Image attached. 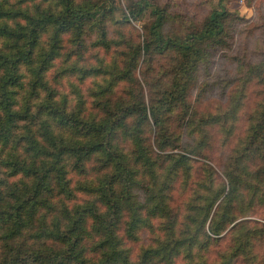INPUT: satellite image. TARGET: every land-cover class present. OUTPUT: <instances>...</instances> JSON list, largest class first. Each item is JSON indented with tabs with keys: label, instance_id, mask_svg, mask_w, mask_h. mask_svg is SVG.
<instances>
[{
	"label": "trees",
	"instance_id": "16d2710c",
	"mask_svg": "<svg viewBox=\"0 0 264 264\" xmlns=\"http://www.w3.org/2000/svg\"><path fill=\"white\" fill-rule=\"evenodd\" d=\"M133 5V19L147 9L154 17L147 51L174 50L189 65L202 58L203 44L223 42L226 8L172 38L162 32L163 9L146 0ZM112 11L94 0H0V264L253 263L252 239L264 223L244 218L221 234L239 217L264 212V95L246 135L226 156L223 179L206 165L183 213L173 212L171 182L182 176L188 188L192 160L165 154L168 165L160 169L147 133L161 151L182 145L199 156L208 128L228 124L240 102L200 112L186 123L191 143L182 142L165 123L184 100L186 70L145 103L130 59L116 51ZM90 48L101 52L87 56ZM248 67L264 84V60ZM62 76L75 80L67 90L59 87ZM118 86L123 95L113 98ZM255 161L262 166L252 167ZM146 226L153 238L132 255L129 243ZM226 237L223 250H211Z\"/></svg>",
	"mask_w": 264,
	"mask_h": 264
},
{
	"label": "rangeland",
	"instance_id": "374dc122",
	"mask_svg": "<svg viewBox=\"0 0 264 264\" xmlns=\"http://www.w3.org/2000/svg\"><path fill=\"white\" fill-rule=\"evenodd\" d=\"M94 1L100 3L106 10L113 9L108 27L111 35L120 43L116 51L130 59L134 80L137 81L135 89L143 96L145 103H150L153 100L151 97L156 98L160 91L174 80L178 71L186 70L183 82L184 100L176 103L173 111L166 117L165 123L170 132L181 135L182 142L191 143L193 136L186 129V123L198 119L200 112L226 111L235 101L240 102L237 113L229 115L231 118L228 124L221 121L208 128L209 138L199 156L184 152L182 145L172 151H161L154 144V136L150 135V131L147 133L160 169L168 165V162H163L162 159L165 154L183 153L192 160L190 161L192 177L188 182V188L183 185L182 176L171 182L170 206L173 212L182 214L183 205L191 192L189 187L193 186V182L202 180L207 171L206 165L214 170L217 179H223L222 169L227 154L238 140L244 138L254 120L259 103L264 100L261 74L251 73L248 67L264 60V0H146L164 10L162 32L164 36L172 38L185 37L200 28L210 12L226 8L228 14L224 21L223 42L203 44L200 47L203 52L202 58L189 65L184 57L174 50L162 54L146 50L145 40L154 17L150 9L145 10L138 19L130 17L128 9L135 8L133 3L137 0ZM89 51L87 56L90 53L101 52L92 48ZM60 65L61 63H57L56 68ZM52 72L53 75L55 71ZM74 81L73 77L62 76L59 87L67 90ZM122 89V86L114 89L113 98L123 95ZM240 91L243 93L242 97ZM228 125L231 127L230 130H227ZM122 145L128 147L129 143L122 140ZM258 162L255 161L256 166L252 167H261L262 164ZM182 188H186L187 192ZM244 218L254 220L258 223L257 227H262L264 212L257 210L256 214L252 213L251 216L239 217L221 235L226 234L233 224ZM153 235L154 231H149L147 226L143 227L138 233V240L129 243L132 255L149 244ZM228 244L229 239L226 237L219 246L211 250H223ZM251 255L256 256L251 264H264V232L256 234L252 239ZM210 257H214V253H210ZM243 260L239 259V262L234 264H249ZM175 264H185V261L178 259Z\"/></svg>",
	"mask_w": 264,
	"mask_h": 264
}]
</instances>
